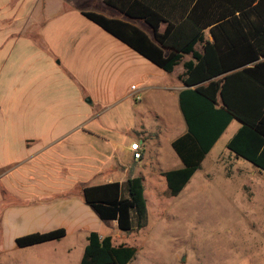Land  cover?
I'll list each match as a JSON object with an SVG mask.
<instances>
[{"label":"crops","instance_id":"0c3cea01","mask_svg":"<svg viewBox=\"0 0 264 264\" xmlns=\"http://www.w3.org/2000/svg\"><path fill=\"white\" fill-rule=\"evenodd\" d=\"M63 3L0 0V264H18L20 255L68 235L83 236L85 247L90 231L106 221L117 226L84 201V186L164 178L183 165L171 145L187 130L179 106L182 63L163 70L81 10L62 12ZM46 6L55 17L42 16ZM135 24L151 34L144 22L147 29ZM205 37L212 39L208 30ZM127 133L138 138L132 142L140 143L139 158L132 142L125 144ZM162 136L172 152L161 149ZM56 228L65 229L59 240L16 244L19 236ZM111 238L132 245L117 243L118 232Z\"/></svg>","mask_w":264,"mask_h":264},{"label":"trees","instance_id":"16d2710c","mask_svg":"<svg viewBox=\"0 0 264 264\" xmlns=\"http://www.w3.org/2000/svg\"><path fill=\"white\" fill-rule=\"evenodd\" d=\"M151 34L121 18L82 11L89 20L167 72L182 63L179 106L187 130L171 145L183 165L165 171L168 192L177 195L233 119L239 127L226 148L264 172V0H103ZM208 30L212 39L205 37ZM200 45V49L196 46ZM190 55L188 60H183ZM83 199L102 220L124 232L146 225L143 180L83 187ZM64 228L16 238L20 247L60 239ZM136 247L90 231L79 264H128Z\"/></svg>","mask_w":264,"mask_h":264},{"label":"rangeland","instance_id":"374dc122","mask_svg":"<svg viewBox=\"0 0 264 264\" xmlns=\"http://www.w3.org/2000/svg\"><path fill=\"white\" fill-rule=\"evenodd\" d=\"M60 1L65 2L62 12L103 11L148 28L142 21L129 19L103 4V0ZM54 10L46 6L42 16L55 17ZM239 125L236 119L230 122L204 167L176 197L165 189L164 178L146 177L144 194L150 190L143 228L127 233L107 221L99 227L100 235L114 237L118 232L121 238L115 239L117 243L129 242L136 247L135 257L128 264H264V173L250 162L235 158L226 148V142ZM124 138L128 145L138 140L132 133L125 134ZM161 139V149L172 152L167 138ZM123 150V161L130 163L128 152ZM121 174L117 170L116 175ZM83 239L80 234L68 235L48 248L20 255L18 264L29 259L32 264H79Z\"/></svg>","mask_w":264,"mask_h":264},{"label":"built area","instance_id":"2783aa9c","mask_svg":"<svg viewBox=\"0 0 264 264\" xmlns=\"http://www.w3.org/2000/svg\"><path fill=\"white\" fill-rule=\"evenodd\" d=\"M131 88L134 89V86H132ZM130 149L133 152L134 158H139L141 156V146H140V143H138L137 141L132 142L130 144Z\"/></svg>","mask_w":264,"mask_h":264},{"label":"water","instance_id":"95a60500","mask_svg":"<svg viewBox=\"0 0 264 264\" xmlns=\"http://www.w3.org/2000/svg\"><path fill=\"white\" fill-rule=\"evenodd\" d=\"M185 87H188V86L185 85Z\"/></svg>","mask_w":264,"mask_h":264}]
</instances>
